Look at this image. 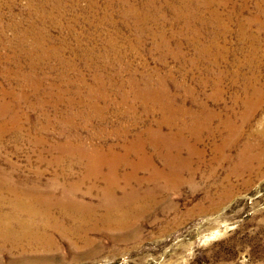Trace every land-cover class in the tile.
<instances>
[{
    "label": "rangeland",
    "instance_id": "rangeland-1",
    "mask_svg": "<svg viewBox=\"0 0 264 264\" xmlns=\"http://www.w3.org/2000/svg\"><path fill=\"white\" fill-rule=\"evenodd\" d=\"M0 55V264H264V0H0ZM156 135L182 173L125 182ZM95 149L128 153L137 217L55 206L101 204ZM32 197L49 218H6Z\"/></svg>",
    "mask_w": 264,
    "mask_h": 264
},
{
    "label": "bare ground",
    "instance_id": "bare-ground-1",
    "mask_svg": "<svg viewBox=\"0 0 264 264\" xmlns=\"http://www.w3.org/2000/svg\"><path fill=\"white\" fill-rule=\"evenodd\" d=\"M6 60L5 58H3V56L0 55V62ZM6 62V61H5ZM21 76V75H20ZM148 84L146 85V83H144V86L142 87L141 91H144L143 93L144 94H141V95H137L138 97L140 96L141 99L143 98H146V95H145V92H149L150 89H148ZM7 93V92H6ZM154 94V93H153ZM152 94V95H153ZM151 97V96H150ZM154 98L156 97H153V100ZM150 100V99H149ZM158 100V99H157ZM145 103V102H144ZM155 103V102H154ZM167 106V105H165ZM169 109V108H168ZM171 122V121H170ZM173 122V121H172ZM170 124V123H169ZM172 126V125H171ZM199 126V125H198ZM197 126V127H198ZM204 126V125H202ZM170 127V126H169ZM173 128V127H171ZM193 129V128H192ZM203 129V128H202ZM230 130H232L233 128H229ZM201 130V129H199ZM236 132L239 131V129H236L235 130ZM151 133V132H150ZM199 133V132H198ZM152 134V133H151ZM238 134V133H237ZM158 138H154L152 139L148 144L145 143V141H137L135 144H133L132 146H136L138 148V153L140 155H144V156H139L138 158V161L137 162H128L130 164V166H132V171L130 173H128L126 176H125V182L129 181L132 177H135L137 176L138 172L143 169V168H149V169H152L151 171H153V174L159 176V177H165L167 176V179L168 178H171V175H177L179 173H182V168L181 170L177 169L176 166L177 165V162L174 159V156H173V159L171 158V155H170V150L174 147L172 145V143H167L165 141H163L162 139V136L161 135H156ZM161 136V137H160ZM171 136V135H170ZM232 137V135H231ZM237 137V136H236ZM162 138V139H161ZM173 138V137H172ZM233 138V137H232ZM166 139V138H165ZM147 140V139H146ZM171 140V139H170ZM147 142V141H146ZM164 144H169L167 149V155H165V159L166 161L164 162L165 163V166L168 168V172L169 174L165 173L164 171H159L156 166L154 165V163H151L152 159L151 157H148V156H145V153H144V148L146 145H150L151 147H153L154 149H159V147ZM228 143L225 142V145H227ZM111 148V147H110ZM129 148V147H128ZM176 148V147H174ZM73 151V149H71ZM129 150V149H128ZM110 154H103L101 153L98 149H95L94 151H85L82 153V157H80V160H85L86 161V174L83 176L84 178L81 179V183H85V182H88V181H91V180H94L96 181V179L99 180L102 179L106 185H105V188L103 189V191L101 190V194H102V202L99 206H92L91 204H84L82 202H78L77 200V191L78 189L75 188V187H68L65 191H62V198L59 199L56 203L55 206L59 208L61 207H64V206H67L68 207V212L69 213H73L74 215L75 214H85L86 210L88 208H95L96 210L97 209H104L106 212H107V220L111 221V220H114V218H116L119 222H122V221H125V220H130V218H134V217H137L138 215H140L141 211H142V202L140 201V198H139V195L132 191L130 195H124L121 199H118L117 198V195H116V192H115V187L119 188L118 187V180L120 179V174H119V169L121 167V164L122 165H126V158H128V153H126L124 156H120V157H115L114 153L112 152V150H110ZM156 151V150H155ZM77 152V151H76ZM127 152V151H126ZM133 153V151H131ZM69 153V151H68ZM72 153V152H70ZM130 153V152H129ZM173 153V152H172ZM117 156V155H116ZM163 159V158H162ZM176 159V158H175ZM81 163V161H80ZM180 163V162H179ZM128 164V166H129ZM180 165V164H179ZM107 168L109 169L110 173L108 175H104L103 173V168ZM166 169V168H165ZM123 171V170H122ZM180 176V174H179ZM133 179V178H132ZM166 179V177H165ZM135 180V179H134ZM100 181V180H99ZM92 182V181H91ZM98 182V181H97ZM133 182V181H132ZM92 184V183H91ZM97 184V183H96ZM126 184V183H125ZM120 189V188H119ZM37 190V189H36ZM91 190V189H90ZM71 191V192H70ZM73 192V193H72ZM127 193V192H126ZM41 194V193H39ZM38 195V194H37ZM34 196V195H33ZM51 196V195H50ZM147 194L144 195V197H146ZM94 197V196H93ZM149 197V196H147ZM44 198V197H43ZM43 198L41 199L40 197H37V198H31V201L30 202H25V204L23 202H19V199H16L14 200L13 202L11 201V205H12V213L10 215H8V219H12V220H17L18 222H24L23 219L21 216H25L26 220L29 221V220H37V219H46V218H49L50 217V213L49 209H46V211L48 212H45V211H42L40 209V207H46L47 208V205L45 204L44 205V200ZM4 200V199H3ZM3 200H0L1 202H3ZM50 200V198H49ZM5 201V200H4ZM54 201V200H53ZM48 202V200H47ZM8 203V202H6ZM50 203V202H49ZM1 204H4V203H1ZM0 204V205H1ZM10 204V203H9ZM48 204V203H47ZM51 204V203H50ZM49 204V205H50ZM5 207V206H3ZM8 207V206H7ZM6 207V208H7ZM11 207V206H10ZM54 208V207H52ZM11 209V208H10ZM57 209V210H58ZM2 211V210H1ZM65 211V210H64ZM62 211V212H64ZM98 211V210H97ZM53 212V211H52ZM58 212V211H57ZM60 212V211H59ZM84 212V213H83ZM95 212V211H94ZM93 212V213H94ZM65 213V212H64ZM63 213V214H64ZM92 213V211H91ZM92 213V214H93ZM100 213V211H99ZM72 214V215H73ZM98 214V213H97ZM106 214V213H105ZM61 215V213H60ZM65 216H68L69 215H66L64 214ZM88 215V213H87ZM86 215V216H87ZM5 216V215H3ZM79 216V215H78ZM64 217V216H63ZM74 217V216H72ZM82 217V216H81ZM106 217V215H105ZM5 218V219H6ZM95 218V217H94ZM42 219V220H43ZM80 219V218H79ZM4 220V219H3ZM74 220V218H73ZM96 220V218H95ZM94 220V221H95ZM116 220V221H117ZM128 220V221H129ZM1 221V220H0ZM16 221V222H17ZM51 221V220H50ZM9 222V221H8ZM55 222V221H54ZM26 223V222H25ZM50 223V222H49ZM1 224H6V223H2L1 221ZM12 224V223H11ZM17 224V223H16ZM31 224V223H30ZM43 224H44V221H43ZM48 224V223H47ZM51 224V223H50ZM116 224V223H115ZM125 224V223H124ZM123 224V225H124ZM34 225V224H33ZM52 225V224H51ZM3 226V225H2ZM5 226H8L5 225ZM4 226V227H5ZM17 226V225H16ZM15 226V227H16ZM27 226V225H26ZM35 226V225H34ZM37 226V225H36ZM44 226V225H43ZM42 226V228H43ZM31 227V225H30ZM39 227V226H38ZM46 227V226H45ZM10 229H13L11 227H9ZM18 228V227H17ZM26 228V227H25ZM23 229L24 231L26 229ZM32 229V227H31ZM35 229V228H33ZM47 229V228H46ZM2 230V229H1ZM0 230V232H1ZM5 230V229H4ZM7 230V229H6ZM5 230V231H6ZM15 231V229L13 230ZM34 231V230H33ZM18 232V231H17ZM26 232V231H25ZM6 233H9V232H6ZM12 233V231H11ZM9 233V234H11ZM16 233V232H15ZM20 233V232H19ZM22 233V232H21ZM2 234V233H1ZM5 234V233H4ZM13 234V233H12ZM27 234V233H26ZM8 235V234H7ZM4 236V235H3ZM14 236V235H13ZM29 237V236H28ZM22 238V237H21ZM11 239V238H10ZM19 239V238H17ZM13 240V239H12ZM22 240V239H21ZM16 241V240H15Z\"/></svg>",
    "mask_w": 264,
    "mask_h": 264
}]
</instances>
